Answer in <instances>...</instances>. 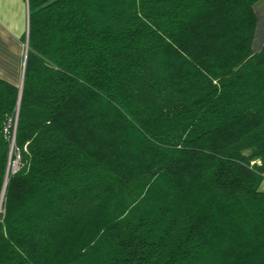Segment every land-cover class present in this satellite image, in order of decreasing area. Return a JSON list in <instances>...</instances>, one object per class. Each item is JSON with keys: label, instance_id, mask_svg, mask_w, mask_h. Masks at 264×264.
<instances>
[{"label": "trees", "instance_id": "obj_1", "mask_svg": "<svg viewBox=\"0 0 264 264\" xmlns=\"http://www.w3.org/2000/svg\"><path fill=\"white\" fill-rule=\"evenodd\" d=\"M257 1L27 0L0 264H264Z\"/></svg>", "mask_w": 264, "mask_h": 264}, {"label": "crops", "instance_id": "obj_2", "mask_svg": "<svg viewBox=\"0 0 264 264\" xmlns=\"http://www.w3.org/2000/svg\"><path fill=\"white\" fill-rule=\"evenodd\" d=\"M252 49L264 47V0H258ZM27 0H0V79L19 88L23 82L28 37ZM259 190L264 192V179Z\"/></svg>", "mask_w": 264, "mask_h": 264}, {"label": "water", "instance_id": "obj_3", "mask_svg": "<svg viewBox=\"0 0 264 264\" xmlns=\"http://www.w3.org/2000/svg\"><path fill=\"white\" fill-rule=\"evenodd\" d=\"M19 89H20V91H21V89H22V84H21V86L19 87Z\"/></svg>", "mask_w": 264, "mask_h": 264}, {"label": "rangeland", "instance_id": "obj_4", "mask_svg": "<svg viewBox=\"0 0 264 264\" xmlns=\"http://www.w3.org/2000/svg\"><path fill=\"white\" fill-rule=\"evenodd\" d=\"M14 165V168L16 167V164H13Z\"/></svg>", "mask_w": 264, "mask_h": 264}]
</instances>
